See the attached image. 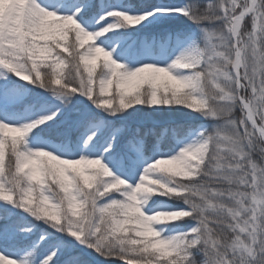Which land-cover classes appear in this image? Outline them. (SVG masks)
I'll return each mask as SVG.
<instances>
[{"label":"snow or ice","instance_id":"1","mask_svg":"<svg viewBox=\"0 0 264 264\" xmlns=\"http://www.w3.org/2000/svg\"><path fill=\"white\" fill-rule=\"evenodd\" d=\"M0 264H264V0H0Z\"/></svg>","mask_w":264,"mask_h":264}]
</instances>
